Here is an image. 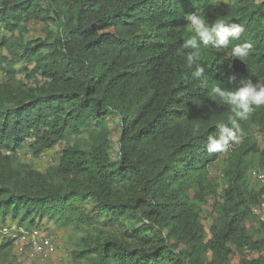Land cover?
Returning a JSON list of instances; mask_svg holds the SVG:
<instances>
[{"label": "trees", "instance_id": "1", "mask_svg": "<svg viewBox=\"0 0 264 264\" xmlns=\"http://www.w3.org/2000/svg\"><path fill=\"white\" fill-rule=\"evenodd\" d=\"M193 12L245 29L198 50L206 86L177 54ZM32 21L61 27L26 40ZM245 43L240 73L232 50ZM0 75V226L69 229V264H264V182L251 174L264 172V106L234 117L211 93L264 81V0H0ZM229 117L242 142L209 152ZM61 143L44 171L21 157ZM13 249L3 235L0 264ZM247 251L259 254L232 263Z\"/></svg>", "mask_w": 264, "mask_h": 264}, {"label": "clouds", "instance_id": "2", "mask_svg": "<svg viewBox=\"0 0 264 264\" xmlns=\"http://www.w3.org/2000/svg\"><path fill=\"white\" fill-rule=\"evenodd\" d=\"M185 20L189 22L190 30L194 33L186 39L177 54L185 56L189 67L195 66L192 72L194 79L198 80L202 86H206L208 77L205 68L198 61V50L201 46L211 45L215 49L228 48L230 39H238L245 31L243 25L231 23L226 24L222 20H217L209 24L206 17L199 12L188 13ZM185 49L195 50L185 54ZM251 49V44L245 43L233 48V55L243 60ZM231 81L235 80L230 76ZM214 99L231 106V112L234 117L246 119L248 115L256 109L264 106V81L253 84L251 80L241 81L240 86L230 91L219 85L211 89ZM234 117H229L234 127H228L221 123L217 125L219 132L215 135H209L207 138V150L209 152H227L232 144H240L243 140V132L235 125ZM218 137V138H217Z\"/></svg>", "mask_w": 264, "mask_h": 264}, {"label": "rangeland", "instance_id": "3", "mask_svg": "<svg viewBox=\"0 0 264 264\" xmlns=\"http://www.w3.org/2000/svg\"><path fill=\"white\" fill-rule=\"evenodd\" d=\"M229 1V0H227ZM59 24L53 23H38V22H30L28 24V32L25 35L26 40H33L37 38H44L47 36L48 32L53 31L56 32L60 29ZM7 34V33H6ZM26 71H22L19 76L21 78H25ZM1 77V75H0ZM109 125L112 129V155L113 157L117 158L118 156V138H119V126L118 120L115 117H111L109 119ZM264 142V137H261V144ZM64 144L61 143L56 147L46 150L39 158H34L31 153L24 152L21 155L22 159L26 162L34 163L35 167L41 171H44L49 165L54 164L59 159L61 150L63 149ZM221 172V164L215 163L212 165V178L215 181H219ZM252 181L255 183V178H252ZM208 210L211 209L210 206L207 207ZM213 218L208 217L206 220V225L209 227L213 224ZM257 223L252 221L250 223L251 229L255 228ZM40 228L35 230H40L52 237L53 242L57 246V250L52 253L46 261H40L38 258L31 256V254H26L23 261L19 262V257L15 248L13 249L12 255L9 258V262L13 264H69L71 261V250L74 246V239L71 236V231L69 229L59 228L52 224L51 222L45 221L42 225L39 226ZM3 234L0 232V240L2 239ZM27 236V235H26ZM25 242H27V238H24ZM27 250H29V246H27ZM259 253L257 252H245L239 255L232 257V263L239 262L242 257L245 255L246 257H253L257 256Z\"/></svg>", "mask_w": 264, "mask_h": 264}, {"label": "built area", "instance_id": "4", "mask_svg": "<svg viewBox=\"0 0 264 264\" xmlns=\"http://www.w3.org/2000/svg\"><path fill=\"white\" fill-rule=\"evenodd\" d=\"M251 174L254 178L264 182V172L253 170ZM255 212L264 220V205L261 208H256ZM38 228L40 227L24 230L16 224L0 226V232L13 239L19 262H22L28 253L40 261H46L57 250L52 237L40 230H35ZM24 238H27V242H25ZM27 246H29V250H27Z\"/></svg>", "mask_w": 264, "mask_h": 264}, {"label": "water", "instance_id": "5", "mask_svg": "<svg viewBox=\"0 0 264 264\" xmlns=\"http://www.w3.org/2000/svg\"><path fill=\"white\" fill-rule=\"evenodd\" d=\"M233 67L235 71L240 73H245L247 71L245 62L239 58H234Z\"/></svg>", "mask_w": 264, "mask_h": 264}]
</instances>
